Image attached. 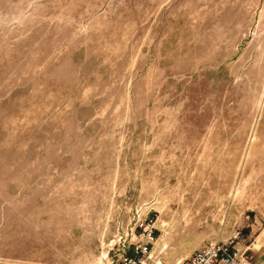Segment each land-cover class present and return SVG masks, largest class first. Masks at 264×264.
<instances>
[{"label": "rangeland", "instance_id": "rangeland-1", "mask_svg": "<svg viewBox=\"0 0 264 264\" xmlns=\"http://www.w3.org/2000/svg\"><path fill=\"white\" fill-rule=\"evenodd\" d=\"M137 215L146 264H264V0H0V264H109Z\"/></svg>", "mask_w": 264, "mask_h": 264}, {"label": "built area", "instance_id": "built-area-1", "mask_svg": "<svg viewBox=\"0 0 264 264\" xmlns=\"http://www.w3.org/2000/svg\"><path fill=\"white\" fill-rule=\"evenodd\" d=\"M137 241L130 243L129 252L112 258L109 264H146L150 259L156 227L149 215H137ZM240 231L225 240L210 242L195 249L185 264H252L248 247L238 241ZM123 247L128 246L123 243Z\"/></svg>", "mask_w": 264, "mask_h": 264}, {"label": "crops", "instance_id": "crops-1", "mask_svg": "<svg viewBox=\"0 0 264 264\" xmlns=\"http://www.w3.org/2000/svg\"><path fill=\"white\" fill-rule=\"evenodd\" d=\"M191 251H192V250H190V249H188V250L185 251V253H186L185 258L188 257V256L191 254Z\"/></svg>", "mask_w": 264, "mask_h": 264}]
</instances>
